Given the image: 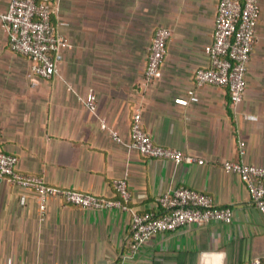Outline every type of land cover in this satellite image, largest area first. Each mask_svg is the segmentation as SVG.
Segmentation results:
<instances>
[{
  "label": "crops",
  "instance_id": "crops-1",
  "mask_svg": "<svg viewBox=\"0 0 264 264\" xmlns=\"http://www.w3.org/2000/svg\"><path fill=\"white\" fill-rule=\"evenodd\" d=\"M10 0H0V13ZM245 74L241 103L227 89H194L208 65L218 0H59L53 25L70 45L59 75L37 79L29 60L8 48L0 23V151L18 159L17 171L48 185L116 198L125 179L129 207L158 213L157 198L186 187L232 211V222L185 225L152 236L128 256L130 212L92 211L49 197L41 215L36 195L0 179V264H236L264 259V217L224 161L264 168V0ZM63 22L65 25L60 26ZM59 25V26H58ZM168 28L161 78L145 85L143 71L154 31ZM194 90L198 101L174 104ZM95 96V112L81 102ZM141 110L152 141L202 159L174 163L128 149L131 116ZM244 114L257 117L248 121ZM99 118L121 139L99 128ZM239 142L244 155H239ZM25 195V205L19 197Z\"/></svg>",
  "mask_w": 264,
  "mask_h": 264
},
{
  "label": "built area",
  "instance_id": "built-area-1",
  "mask_svg": "<svg viewBox=\"0 0 264 264\" xmlns=\"http://www.w3.org/2000/svg\"><path fill=\"white\" fill-rule=\"evenodd\" d=\"M58 10L59 0H10L7 10L0 13V23L7 33L9 50L26 57L30 62V75L34 79L32 85L36 84L37 79L48 80L58 76L62 52L70 48L51 21ZM259 15L258 0H218L213 39L204 47L208 65L195 71L194 89L206 85L224 87L231 107L236 109L242 101L246 86L245 74L255 43ZM59 25L65 23L60 22ZM170 37L171 31L168 28L159 27L154 31L143 71L145 85H153L161 78V67ZM197 101L198 97L192 89L184 97L175 98L174 104L186 107ZM81 102L87 110L95 112L94 94L89 93ZM243 118L248 121L257 120V117L249 114H244ZM99 128L109 133L114 141L122 142L105 119L99 118ZM129 137L125 146L142 157L170 161L176 166L182 163L203 164L202 159L155 144L143 128L139 109L131 116ZM238 147L239 155H244V143L239 142ZM17 163L16 156L0 151V179L6 178L23 190L33 192L38 199L41 215L49 197H57L68 205L86 210L130 212L128 256L125 258L134 257L143 244L156 234L172 232L185 225L201 226L211 221L223 224L232 222L230 208L218 207L210 196L186 187L174 188L158 197V213H137L129 207L131 195L125 179L113 182L116 198H102L48 185L41 177L19 173ZM222 169L239 177L253 205L264 217V168L243 162L224 161ZM25 203L26 197L21 195L19 204ZM236 264H264V259Z\"/></svg>",
  "mask_w": 264,
  "mask_h": 264
}]
</instances>
